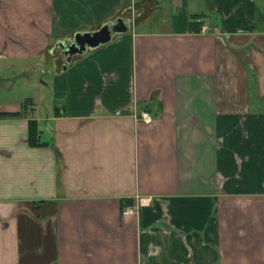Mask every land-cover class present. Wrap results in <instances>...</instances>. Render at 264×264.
Returning a JSON list of instances; mask_svg holds the SVG:
<instances>
[{
  "label": "crops",
  "instance_id": "1",
  "mask_svg": "<svg viewBox=\"0 0 264 264\" xmlns=\"http://www.w3.org/2000/svg\"><path fill=\"white\" fill-rule=\"evenodd\" d=\"M119 17L67 62L58 40ZM17 77L35 110L0 118V264H264V0H0Z\"/></svg>",
  "mask_w": 264,
  "mask_h": 264
},
{
  "label": "water",
  "instance_id": "2",
  "mask_svg": "<svg viewBox=\"0 0 264 264\" xmlns=\"http://www.w3.org/2000/svg\"><path fill=\"white\" fill-rule=\"evenodd\" d=\"M128 30V23L119 17L115 21L106 22L97 29L79 31L73 37L62 38L58 40L57 45L61 48L69 63L72 61L73 56L84 54L88 49L106 44L117 34ZM64 68H67V63L64 64Z\"/></svg>",
  "mask_w": 264,
  "mask_h": 264
},
{
  "label": "rangeland",
  "instance_id": "3",
  "mask_svg": "<svg viewBox=\"0 0 264 264\" xmlns=\"http://www.w3.org/2000/svg\"><path fill=\"white\" fill-rule=\"evenodd\" d=\"M171 7L165 6L150 14L149 20L145 22L143 29H157L162 23V19L168 15ZM16 81V82H15ZM15 81H6L0 85V104L5 102L22 101L26 97H34L36 88L31 87L23 78H16ZM41 100L42 113H46L51 105V96L44 86ZM42 90V89H41Z\"/></svg>",
  "mask_w": 264,
  "mask_h": 264
},
{
  "label": "trees",
  "instance_id": "4",
  "mask_svg": "<svg viewBox=\"0 0 264 264\" xmlns=\"http://www.w3.org/2000/svg\"><path fill=\"white\" fill-rule=\"evenodd\" d=\"M203 15V14H202ZM201 17V14H196L192 16L190 21V30L199 32L201 26L203 25V21H198L197 19ZM4 82V79H0V85ZM34 98L27 97L22 102V108L19 111H10V112H0V118H18V117H31L34 110ZM29 125V132H28V142L30 146L37 147V146H45L50 145L49 142L42 140L41 137V129L39 127V122L35 118H29L28 121ZM131 204V200H123L122 201V208Z\"/></svg>",
  "mask_w": 264,
  "mask_h": 264
},
{
  "label": "built area",
  "instance_id": "5",
  "mask_svg": "<svg viewBox=\"0 0 264 264\" xmlns=\"http://www.w3.org/2000/svg\"><path fill=\"white\" fill-rule=\"evenodd\" d=\"M208 29H209V26L206 25L203 28H201V31L206 32ZM140 117L147 123L153 122V117L149 113L144 112L142 113ZM137 197H138L137 201L134 204L127 206L125 208L123 212L125 215L133 214L134 212H136L138 207L149 204L152 199L151 196H137Z\"/></svg>",
  "mask_w": 264,
  "mask_h": 264
},
{
  "label": "flooded vegetation",
  "instance_id": "6",
  "mask_svg": "<svg viewBox=\"0 0 264 264\" xmlns=\"http://www.w3.org/2000/svg\"><path fill=\"white\" fill-rule=\"evenodd\" d=\"M115 21V20H114Z\"/></svg>",
  "mask_w": 264,
  "mask_h": 264
}]
</instances>
